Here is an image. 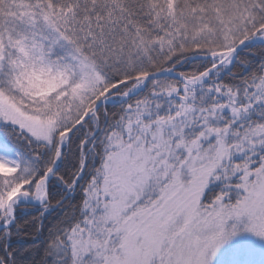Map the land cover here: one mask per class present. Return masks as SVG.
Listing matches in <instances>:
<instances>
[{
    "label": "snow or ice",
    "instance_id": "obj_1",
    "mask_svg": "<svg viewBox=\"0 0 264 264\" xmlns=\"http://www.w3.org/2000/svg\"><path fill=\"white\" fill-rule=\"evenodd\" d=\"M0 264H264V0H0Z\"/></svg>",
    "mask_w": 264,
    "mask_h": 264
}]
</instances>
